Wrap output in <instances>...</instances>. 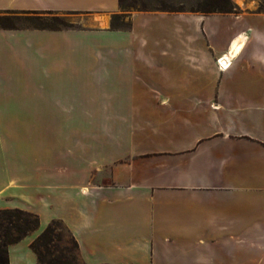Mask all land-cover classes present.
Wrapping results in <instances>:
<instances>
[{
	"label": "crops",
	"instance_id": "0c3cea01",
	"mask_svg": "<svg viewBox=\"0 0 264 264\" xmlns=\"http://www.w3.org/2000/svg\"><path fill=\"white\" fill-rule=\"evenodd\" d=\"M116 5L0 11L113 17ZM98 15L0 27V209L39 216L9 264L36 263L29 244L53 219L87 264H264V13L136 12L127 29ZM155 17L165 27L145 25Z\"/></svg>",
	"mask_w": 264,
	"mask_h": 264
},
{
	"label": "trees",
	"instance_id": "16d2710c",
	"mask_svg": "<svg viewBox=\"0 0 264 264\" xmlns=\"http://www.w3.org/2000/svg\"><path fill=\"white\" fill-rule=\"evenodd\" d=\"M119 7L124 10L122 0ZM234 9L230 0H211L204 12L230 13ZM23 13L24 19L31 24V28L68 29L75 28L65 24L53 11H6ZM123 14H115L119 18ZM18 14L0 17L2 28L17 27L12 20L19 19ZM67 228L59 219H53L30 242L29 247L36 255L35 264H87L79 256V247L75 238L68 232V240L64 239L60 228ZM39 228V216L31 211L20 208L0 209V264H9L8 246L20 241ZM71 246L74 252L71 251Z\"/></svg>",
	"mask_w": 264,
	"mask_h": 264
},
{
	"label": "rangeland",
	"instance_id": "374dc122",
	"mask_svg": "<svg viewBox=\"0 0 264 264\" xmlns=\"http://www.w3.org/2000/svg\"><path fill=\"white\" fill-rule=\"evenodd\" d=\"M233 4L234 9L230 13H239L245 11H258L264 13V0H230ZM211 0H122L124 5V10L120 7L115 9L117 12L123 15L119 18H114L111 16L110 12H97V14L84 15L80 13L71 12H54L53 14L59 16L65 24L72 25L73 27H92L101 25L98 14H104L107 16V23L105 26H111L115 28H128L130 26L131 14L136 12H169V13H200L207 14L204 12L206 8L209 7ZM216 13V12H209ZM18 14L19 19L12 20L13 24L17 27L28 28L31 24L24 19L23 13L19 12H6L0 11V17L4 15H15ZM112 19L110 20V18ZM164 21L161 18H154L153 22H145L148 27L155 26L162 28L165 27ZM139 25V24H138ZM137 25V29H138ZM97 118H95L96 120ZM60 232L64 239L68 240L67 230L61 226ZM71 251L74 252V248L71 246Z\"/></svg>",
	"mask_w": 264,
	"mask_h": 264
},
{
	"label": "bare ground",
	"instance_id": "6f19581e",
	"mask_svg": "<svg viewBox=\"0 0 264 264\" xmlns=\"http://www.w3.org/2000/svg\"><path fill=\"white\" fill-rule=\"evenodd\" d=\"M104 24H106V21L103 22ZM247 38L245 36H237L236 38H234L231 42H230V45H231V54L233 52H236L237 49H239L244 43H245V40ZM222 66L226 67L227 66V63H226V57H222V59L220 60Z\"/></svg>",
	"mask_w": 264,
	"mask_h": 264
},
{
	"label": "built area",
	"instance_id": "2783aa9c",
	"mask_svg": "<svg viewBox=\"0 0 264 264\" xmlns=\"http://www.w3.org/2000/svg\"><path fill=\"white\" fill-rule=\"evenodd\" d=\"M223 56L219 57L216 62L218 63V65L221 67V68H224V66H222L220 60L222 59Z\"/></svg>",
	"mask_w": 264,
	"mask_h": 264
}]
</instances>
